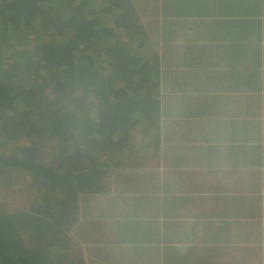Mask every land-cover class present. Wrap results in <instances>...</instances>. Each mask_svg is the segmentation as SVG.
Masks as SVG:
<instances>
[{
    "label": "crops",
    "instance_id": "crops-1",
    "mask_svg": "<svg viewBox=\"0 0 264 264\" xmlns=\"http://www.w3.org/2000/svg\"><path fill=\"white\" fill-rule=\"evenodd\" d=\"M133 5L161 41L160 151L114 169L74 239L88 264H264V0Z\"/></svg>",
    "mask_w": 264,
    "mask_h": 264
},
{
    "label": "trees",
    "instance_id": "trees-1",
    "mask_svg": "<svg viewBox=\"0 0 264 264\" xmlns=\"http://www.w3.org/2000/svg\"><path fill=\"white\" fill-rule=\"evenodd\" d=\"M152 42L132 0H0V182L20 172L39 193L12 212L0 203V264H72L82 215L104 207L93 197L108 194L133 130L159 153ZM101 48L112 60H96Z\"/></svg>",
    "mask_w": 264,
    "mask_h": 264
},
{
    "label": "rangeland",
    "instance_id": "rangeland-1",
    "mask_svg": "<svg viewBox=\"0 0 264 264\" xmlns=\"http://www.w3.org/2000/svg\"><path fill=\"white\" fill-rule=\"evenodd\" d=\"M132 1L135 2L137 6L145 5V0H132ZM137 12H138V9L136 8V14ZM113 14L114 13L111 11L108 12L107 6L104 7L100 11V15L103 16L104 20L106 21H109L110 20L109 17L112 18ZM138 20L140 21L139 17H138ZM141 26L144 27V29L146 30L145 26H143L142 24ZM147 27L150 28V26H147ZM160 44H161L160 40L159 41L155 40V42H152L153 50L151 51L152 52L154 51L155 53H157L159 51L157 49L160 47ZM105 50L106 49H103V48L99 50L100 54L96 55V58H97L96 60L102 61L106 57L108 58V60H112L111 58L112 56L111 55L109 56V54L107 55L105 53ZM139 53L140 52H137V54ZM141 132H142L141 128H137L133 130V138H136V139L133 141L132 151L130 150L129 153H127L128 155H124L120 159V161L116 162L118 163V165H121L120 163L128 162L129 157H132L135 159L136 156L137 158L135 161L138 163L136 165H139V167L147 164V161L149 163L150 159L154 161L155 157L153 158L150 156L147 158L145 157L148 155V153L149 154L152 153L153 155H156V153L151 152V150H149L148 147H145V142L143 141ZM1 150H4V149L0 148V151ZM41 155L43 157L42 162L49 164L51 162V158L54 156L51 146L48 144L43 145ZM141 155H143L142 158H140ZM9 177H11V175H9ZM7 179H8L7 176L3 175L1 178L2 181L0 182V203L2 204V206H4V208L7 211L12 212L16 210L17 208H21V209L24 207L27 208L34 200L36 201L39 193L32 190L26 175L18 172L16 176H12V178H10L11 180L9 184H8ZM73 241H74V243L72 244L73 246H71V249L69 250V252L72 254V261L76 263L72 262V264H88L91 258H88L87 254L84 253L82 245L78 240L73 239Z\"/></svg>",
    "mask_w": 264,
    "mask_h": 264
}]
</instances>
